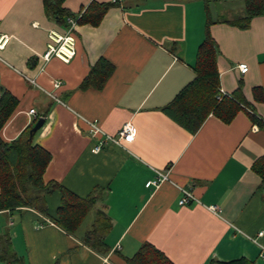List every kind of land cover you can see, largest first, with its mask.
<instances>
[{
  "label": "crops",
  "instance_id": "0c3cea01",
  "mask_svg": "<svg viewBox=\"0 0 264 264\" xmlns=\"http://www.w3.org/2000/svg\"><path fill=\"white\" fill-rule=\"evenodd\" d=\"M98 1L115 3L99 24L77 22V54L64 61L43 53L49 30L65 32L68 21L52 18L44 0H0V36H9L0 47V91L19 101L0 136L13 141L48 112L35 140L52 155L44 180L98 197L91 225L110 224L101 227L110 251L84 242L83 223L71 233L54 221L56 191L47 195L50 216L28 207L0 210L1 264H129L145 242L174 264H264V188L256 168L264 124L256 126L247 110L264 118V13L243 26L246 0ZM90 2L64 5L78 15ZM209 20L219 85L240 109L230 123L212 112L192 133L165 108L195 77ZM101 60L111 73L83 86ZM128 122L136 128L133 141L105 142L107 135L119 139ZM158 172L169 179L148 187ZM183 189L193 192L192 203H181Z\"/></svg>",
  "mask_w": 264,
  "mask_h": 264
},
{
  "label": "trees",
  "instance_id": "16d2710c",
  "mask_svg": "<svg viewBox=\"0 0 264 264\" xmlns=\"http://www.w3.org/2000/svg\"><path fill=\"white\" fill-rule=\"evenodd\" d=\"M64 2L65 0H44L46 12L63 23L69 16L77 15L65 6ZM113 3L115 1L91 0L85 9L78 13L80 16L77 21L99 24ZM261 13H264V0H246V15L239 22L243 26H248L251 18ZM210 22L209 20L207 23L205 37L198 48L195 77L165 108L176 122L192 133L201 127L210 113L213 112L225 122L230 123L240 109L239 105L228 96L221 102L217 100L220 87L217 43L210 33ZM111 68L109 63L101 60L82 85L101 84L111 73ZM18 102V98L10 90L1 88L0 131L14 113ZM44 115L47 116L48 112ZM36 121L37 119L11 142L4 141L0 136V210L28 207L50 216L47 195L59 191L61 203L57 208V217L54 221L66 231L76 232L98 202V197L94 195L81 197L56 181L45 182L44 174L52 155L47 149L35 143L36 136L42 129L34 132L32 137L30 136V130ZM257 164L256 168L261 174L264 188V158ZM99 213L106 216L104 210H99ZM94 226V229L84 234V242L98 252L108 253L110 247L104 240L101 227L108 228L110 224L101 226L97 222ZM127 262L129 264H174L163 251L148 242L143 243L132 258H127ZM212 264L251 263L240 259Z\"/></svg>",
  "mask_w": 264,
  "mask_h": 264
},
{
  "label": "built area",
  "instance_id": "2783aa9c",
  "mask_svg": "<svg viewBox=\"0 0 264 264\" xmlns=\"http://www.w3.org/2000/svg\"><path fill=\"white\" fill-rule=\"evenodd\" d=\"M79 14L76 16H69L67 18V21L69 23L67 29L65 32H61L57 29H50L48 32L50 41L48 42V47L46 51L43 53L46 60H49L53 56H57L61 58L64 61H70L76 54H77V43H78V37L75 32V26L77 24V20L79 18ZM9 36L7 34H2L0 36V47L4 46L6 42L8 41ZM239 68L242 72H246L248 69V65L246 63H240ZM29 80L33 83H36V80L34 78H29ZM56 85L59 84V81L55 83ZM53 96H55L54 93H51ZM226 96H232V94L226 90L223 87H219V92L217 94V100L221 102L224 97ZM249 113L253 115V119L255 121L256 126L260 124H264V118L262 116H259L258 114H255L253 110L250 108H247ZM31 114L35 115L37 117V112L35 109H31ZM38 118V117H37ZM101 132V128L98 126L97 122L92 123V130L91 134L96 136L98 133ZM136 136V128L135 125L131 122L125 123L123 128L119 132V139H115L109 135L105 138V142L109 140H113L119 142L120 139H126L128 141H133ZM102 143L97 145L95 147V151L101 150ZM169 179L168 173L158 172V176L156 179L151 180L147 182V186H159L161 182L164 180ZM195 200V197L193 195V192L188 189H183V196L181 197V203L183 205L190 204ZM215 212L218 211V208L216 206L211 207Z\"/></svg>",
  "mask_w": 264,
  "mask_h": 264
},
{
  "label": "water",
  "instance_id": "95a60500",
  "mask_svg": "<svg viewBox=\"0 0 264 264\" xmlns=\"http://www.w3.org/2000/svg\"><path fill=\"white\" fill-rule=\"evenodd\" d=\"M45 123H46V118L45 116H40L35 125L31 128L30 130V136L32 137L33 133L42 129L44 126H45Z\"/></svg>",
  "mask_w": 264,
  "mask_h": 264
},
{
  "label": "rangeland",
  "instance_id": "374dc122",
  "mask_svg": "<svg viewBox=\"0 0 264 264\" xmlns=\"http://www.w3.org/2000/svg\"><path fill=\"white\" fill-rule=\"evenodd\" d=\"M92 214H93V211L85 218V221L83 222V225H82V226H87L89 229L88 231L93 229V227L91 225L92 224L91 221L93 220L94 215H92ZM1 260L2 259H0V264L2 263Z\"/></svg>",
  "mask_w": 264,
  "mask_h": 264
}]
</instances>
